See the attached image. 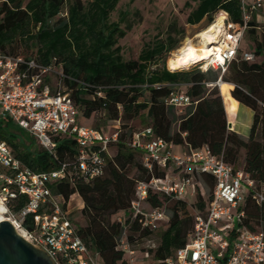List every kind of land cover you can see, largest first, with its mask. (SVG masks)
Segmentation results:
<instances>
[{
    "label": "trees",
    "instance_id": "trees-1",
    "mask_svg": "<svg viewBox=\"0 0 264 264\" xmlns=\"http://www.w3.org/2000/svg\"><path fill=\"white\" fill-rule=\"evenodd\" d=\"M119 1L0 0V53L27 55L26 58H35L43 65L53 63L64 76L62 84L71 93L78 120L99 113L104 125L118 120L120 132L121 128L127 129L130 138L135 132L130 122L139 119L142 130L150 127L154 136L174 146L192 149L205 146L212 155L221 156L234 168H239L243 151L241 169L258 186L264 184V37L258 40L256 21L252 18L245 32L254 43L251 50L254 58L261 60L245 61L238 48L236 57L224 72L198 68L172 71L166 68L165 56L180 40L170 33L164 39L145 45L136 59H123L118 42L131 29V24L126 21L128 13L125 12L119 14L118 22L110 20ZM196 1L186 18L188 25H197L203 20L212 24L219 11L226 12L234 23L242 21L240 4L235 0ZM124 22L127 24L121 27ZM180 33L183 35V30ZM219 80L222 83L218 87ZM176 91H182L192 100L184 114L178 115L175 108L164 103V99ZM224 97L232 99L237 111L241 110V105L252 111L246 138L227 128ZM93 129L106 133L102 126ZM120 132L115 153L104 154L101 176L89 182L76 179L73 184L67 180L50 184L54 195H62L66 200L74 194L81 198L80 212L85 225H74L90 251L98 254L100 264L126 263L117 246L123 229L118 217L122 218L123 226L128 227L127 235L132 244L152 234L153 231L143 228L138 220H131L129 209L135 184L164 174L157 168L148 172L138 162L143 153L128 147L126 134ZM0 141L9 144L25 167L38 173L56 170L61 163L72 165L75 159L76 145L72 139L59 140L57 156L53 157L9 120H0ZM132 169L140 174L139 178L129 176ZM196 180L206 186L207 197L197 193L190 202L150 194L147 199L152 208L171 203L167 227L152 252L155 264L170 258L176 249L184 246L193 226L194 215L190 217L189 210L196 214L206 208L214 186L213 178L199 172ZM28 199L21 196L13 204V210L22 208ZM245 210L248 219L244 223L250 229L258 222L264 223V205L259 207L247 200Z\"/></svg>",
    "mask_w": 264,
    "mask_h": 264
},
{
    "label": "built area",
    "instance_id": "built-area-1",
    "mask_svg": "<svg viewBox=\"0 0 264 264\" xmlns=\"http://www.w3.org/2000/svg\"><path fill=\"white\" fill-rule=\"evenodd\" d=\"M235 1L240 4L242 21L234 23L226 12L219 11L225 19L215 33L217 42L209 50L219 49L222 61L211 59L193 65L201 71L224 72L236 57L252 16L264 18V0ZM242 58L251 62L254 54L244 52ZM51 77L56 79L54 91L49 84ZM63 79L53 63L43 65L32 57L0 53V120L11 121L53 157L57 156L59 140L72 139L76 145L72 165L61 163L56 170L38 173L25 167L9 144L0 141V205L4 207L2 215L15 231L45 252L54 264H100L98 254L82 241L71 220L73 195L68 200L54 195L50 184L63 180L73 184L76 179L89 182L101 176L104 154L109 155V148L117 143L120 123L114 121L110 134L82 126L70 91L62 88ZM191 102L182 91L172 92L164 99L166 106L178 112ZM126 145L143 153L142 165L148 172L157 168L164 173L136 185L129 214L143 228L153 231L160 222L168 221L164 207L144 208L150 194L184 200L197 183V173L208 174L214 181L205 210L193 216L184 246L157 264H264V223L254 224V229L244 223L248 219L247 200L259 207L264 205V184L258 186L241 168L212 155L205 146H185L182 154L174 153V145L154 136L150 127L134 132ZM21 196L29 199L14 211L13 204ZM117 221L123 227L117 246L125 257L131 258L135 251L127 235L128 227L123 226L122 218Z\"/></svg>",
    "mask_w": 264,
    "mask_h": 264
},
{
    "label": "rangeland",
    "instance_id": "rangeland-1",
    "mask_svg": "<svg viewBox=\"0 0 264 264\" xmlns=\"http://www.w3.org/2000/svg\"><path fill=\"white\" fill-rule=\"evenodd\" d=\"M196 0H120L116 6V9L111 13L110 20L112 22H118L119 14L121 12L128 13L126 21L131 24V29L126 32L125 37L119 40L118 45L121 48V55L124 60H133L136 59L141 52V50L147 44L153 43L156 39H164L170 33L176 39H179V43L165 56L166 68L168 67V60L172 57V54L177 50L183 47V44L188 39L193 44L197 45V39L195 38L198 32L207 28L208 24L206 20H203L197 25H188L186 24V18L191 11L192 8L196 5ZM186 3L189 5L186 6ZM222 15L221 13H217L214 16V21H216ZM213 21V22H214ZM126 22V24H127ZM125 22L121 24V27H124ZM259 27L257 31L258 40H261L262 31H264V18L259 19V22H256ZM183 30V35H181V31ZM212 45V44H211ZM210 45V46H211ZM253 41L248 36L247 32H244L243 39L239 44V48L241 49V53L251 52L253 48ZM209 46V47H210ZM23 57H27V55L21 54ZM261 60L260 58L255 57L253 61ZM161 66V63L158 64ZM58 69V68H57ZM191 69H196L194 66H190L187 68L180 69L178 71H187ZM170 70V69H169ZM51 90H55L56 79L55 77H51L49 80ZM62 88L66 89L65 86ZM232 102L230 98L224 99V105L227 109H229V104ZM231 111L228 110L229 116L231 115ZM247 113L249 114V110L247 108L241 109L237 111V116L233 118V121L238 122V131H242V126L244 127V132L246 135L249 133V126H247V120L249 119V115L247 117ZM80 123L89 128H93L94 126H102L104 131L107 134H110L114 131L113 125L114 122L103 124V119L99 113L92 115L89 119L80 118ZM245 125V126H244ZM130 126L135 129V132L142 130L143 125L140 123L139 119H136L133 122H130ZM126 134L125 140H129V133L127 129H122L120 134ZM115 153V144H112L109 148V154L113 155ZM142 159H138L139 163H142ZM242 154L240 153V160L238 162L237 167H242ZM131 178H139L140 174L136 171V169H132L129 173ZM137 183L134 186V191ZM197 193L201 194L204 197H207L208 190L206 186L201 181H198L192 190L188 191L185 199L187 201H193L196 197ZM77 200V201H76ZM82 200L80 197H73L70 205V209L74 208L71 212V220L74 224H78L79 226L85 225V219L83 218L80 209L82 207ZM150 205L146 202L144 204V208H149ZM170 207L171 203L166 202L164 204L166 215H170ZM190 217L193 216L195 212L189 210ZM167 222L162 221L158 224V227L153 230L152 234L138 239L134 245L133 250L135 254L130 258H126V263L124 264H155L153 259V251L159 244V237L161 233L166 229Z\"/></svg>",
    "mask_w": 264,
    "mask_h": 264
},
{
    "label": "bare ground",
    "instance_id": "bare-ground-1",
    "mask_svg": "<svg viewBox=\"0 0 264 264\" xmlns=\"http://www.w3.org/2000/svg\"><path fill=\"white\" fill-rule=\"evenodd\" d=\"M225 17L219 15L218 19L214 21L207 28L201 30L196 35L197 45L193 44L190 40H186L183 44V47L177 50L172 54V57L168 60V67L172 71H178L183 68L193 66L199 62H205L209 60L222 61L221 56L219 55V49L209 50V46L217 42L216 40V31L220 28ZM213 55V56H212ZM206 66H203L205 69ZM219 82V86L221 85ZM4 207L0 205V222L8 221L3 215L2 212Z\"/></svg>",
    "mask_w": 264,
    "mask_h": 264
},
{
    "label": "water",
    "instance_id": "water-1",
    "mask_svg": "<svg viewBox=\"0 0 264 264\" xmlns=\"http://www.w3.org/2000/svg\"><path fill=\"white\" fill-rule=\"evenodd\" d=\"M220 80L216 83L219 87ZM231 129L232 124L227 123ZM0 264H54L49 256L25 241L8 221L0 222Z\"/></svg>",
    "mask_w": 264,
    "mask_h": 264
},
{
    "label": "crops",
    "instance_id": "crops-1",
    "mask_svg": "<svg viewBox=\"0 0 264 264\" xmlns=\"http://www.w3.org/2000/svg\"><path fill=\"white\" fill-rule=\"evenodd\" d=\"M252 18H253L256 22H259V19H261V17H260L259 15H254V16H252ZM229 84H230V83H229ZM225 98H229V97H224V98L222 99V100H223V104H224V99H225ZM230 99H231V98H230ZM231 100H232V99H231ZM187 107H188V106L182 108V109H181V112H178V111H177V114H178V115H179V114H184V111H185V109H186ZM224 108H225V111H226L227 123L230 122V123L232 124V128L229 129V130H231V131H233V132L239 134L240 136L246 138L248 135H246V132L243 131V130H244V127L242 126V128H243L242 131H238V128H237V126H238V122H237V120H236V121H233V118L237 116V110H236V107H235L233 101L229 104V109H227V108L225 107V105H224ZM244 108H246V107L241 105V109H244ZM247 109L249 110V114L247 113V117H248V115H249V119L247 120V126H248V124H250V122H251V120H252V115H253V113H252V111H251L249 108H247ZM228 110H230V111L232 112L230 116H229V114H228ZM235 122H236V124H235ZM244 126H245V125H244ZM249 128H250V126H249ZM184 150H185V146H174V148H173V152L176 153V154H182ZM241 154H242V161H243L244 152L241 151ZM73 197H78V196H77L76 194L73 195V196L71 197V201H72ZM76 201H77V200H76ZM70 205H71V203H70ZM82 205H83V204H82ZM81 208H82V207H81ZM73 209H74V208H72V210H73Z\"/></svg>",
    "mask_w": 264,
    "mask_h": 264
}]
</instances>
